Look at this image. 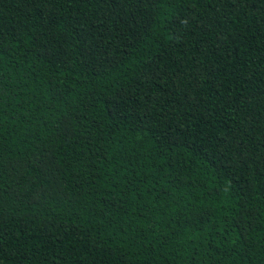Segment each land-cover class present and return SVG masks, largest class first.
Segmentation results:
<instances>
[{"label":"trees","instance_id":"obj_1","mask_svg":"<svg viewBox=\"0 0 264 264\" xmlns=\"http://www.w3.org/2000/svg\"><path fill=\"white\" fill-rule=\"evenodd\" d=\"M0 264H264V0H0Z\"/></svg>","mask_w":264,"mask_h":264}]
</instances>
